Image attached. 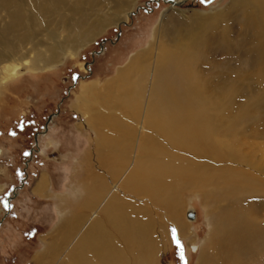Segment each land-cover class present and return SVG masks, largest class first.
I'll return each instance as SVG.
<instances>
[{
    "label": "rangeland",
    "instance_id": "obj_1",
    "mask_svg": "<svg viewBox=\"0 0 264 264\" xmlns=\"http://www.w3.org/2000/svg\"><path fill=\"white\" fill-rule=\"evenodd\" d=\"M89 35L96 36L78 44ZM164 51L175 63L177 122L207 123V141L187 146L148 123L150 113L168 114L158 97L161 67L170 61ZM141 53L147 55L134 79L144 91L135 106L123 108L116 98L107 105L103 86ZM187 58L185 92L178 67ZM90 84L101 88L100 98L83 112L79 98ZM133 113L139 116L128 131L135 141L119 185L134 170L139 146L150 142L159 161L177 167L176 213L127 195L162 226L167 242L155 264H264V0H0V264H39L57 252L64 217L81 203L85 163L92 159L104 172L98 131L120 129L94 118L125 122ZM42 179L48 191L39 194ZM90 226L83 223L60 248L57 264Z\"/></svg>",
    "mask_w": 264,
    "mask_h": 264
},
{
    "label": "bare ground",
    "instance_id": "obj_2",
    "mask_svg": "<svg viewBox=\"0 0 264 264\" xmlns=\"http://www.w3.org/2000/svg\"><path fill=\"white\" fill-rule=\"evenodd\" d=\"M177 3L178 2L176 1L173 5H176ZM109 24L110 22L106 23L107 26ZM95 36L96 35H93L92 37L91 35L88 37L85 36L86 38L84 40H80L78 44L89 41ZM166 52L164 51L161 55L165 62H167L166 60L170 61L168 64L165 63L161 67L158 94L161 93V97L166 101V105L164 106L168 107V114L164 112L165 114H161V116H163L159 117V115L150 113L148 123H151L153 127L157 126L156 130L159 128L171 138L174 137L176 140H186L187 146H193L197 142L200 143V141L203 140L207 141L209 135L208 133L205 134L207 123L204 124L201 121L199 124L200 127H192V122H187V119L184 123H180L182 122L180 120V122H177V116L174 114L175 109L173 108L175 106V99L177 98V86L175 84L172 85L170 82V75L174 72L175 63L174 60H171V55ZM146 55V53H141L132 58L127 67L121 70L116 75L114 80L109 81L106 86H103V91L107 94L108 98L106 101L107 105L109 102L113 101L114 98H116L114 100L121 102V106H123V108L131 109L130 106H133L136 103L137 99L144 91V83H138L134 79L135 73L137 70L143 69L142 65L144 64ZM189 66V59L187 58L182 62L181 66L178 67L179 73L181 77H183L182 80L185 84V92L188 90ZM99 93H101V88L97 84H90L86 86L79 98V109L83 112L89 111L91 104L94 102L93 100H95L96 103L99 102ZM159 96L160 94L158 97ZM114 105L116 104L114 103ZM190 106L192 107V104ZM160 107L158 108L160 109ZM127 111L130 112L129 110ZM133 115L134 116L131 117L134 118H131V120L130 116H128V119L127 117L121 115L124 119H126L125 122L122 119L118 122L113 118V120L110 119L109 116L107 117L100 114H98L96 119L94 118L96 124L101 127L120 124V129L116 130L117 132L114 134L107 133L105 131L107 129L102 131V128L98 131L99 136L97 135L96 145L98 149L97 152L101 156L99 162L102 167H104L102 170L104 171V174L101 172V174H98V172H96L97 169L95 171L91 164L92 159H89L85 163V176L83 180L79 182L81 203L74 214L69 212V214L64 217L65 222L62 227L63 233H61L63 236L62 242L60 243L61 247L59 246L57 249H54L53 247V250H56L57 252H53L54 254L52 255L44 256L40 263L38 262L39 264H57L56 260L59 257L58 252H61L60 248L65 247L66 249L68 243L71 242V238L76 235L82 224L88 220L91 226L88 228L87 232L76 241L77 244L73 247V250L68 255V258H65L64 261L60 262V264H155L156 258L165 248L164 246L167 242V240H165V236H163L164 234L162 233V226L159 222H157L158 220L155 221L154 217L148 216L149 214L146 215L145 211L143 212L138 211L137 208L135 209L134 207L136 206H133V203L127 198V195L129 196L130 193L146 196L155 204L161 203L162 205L167 206L169 208L168 213H171L170 211H173V209L176 213V195L178 193L175 181V171L177 167L173 161L171 163L159 161L158 156H161L160 149L157 148L155 143L150 142L144 146H139L140 157L137 164L135 163L136 165L134 170L127 174L125 179L119 185L117 181L118 177L123 173L125 165L128 164L127 162L132 153L131 147H133V141H135V134L132 131H128L129 128H132L128 122L131 124L136 121L139 116L137 113H133ZM195 116L197 115L195 114ZM53 117L56 116L53 115L50 120H52ZM184 118H187V116ZM189 140L193 143L189 144ZM163 159L165 160V158ZM101 161H106L107 164H102ZM101 165H99V167ZM47 188V180L42 179L40 184L36 187V192L39 194L44 193ZM105 199H107L106 202L104 201ZM101 201H104L105 204L103 207L104 209H102L98 216L97 207ZM141 208L143 207L141 206ZM190 211L195 212L191 209V207H189L188 213ZM193 220L195 219H192V221ZM177 225L180 227L178 229L181 234L186 231V228L182 225V223L178 222ZM53 244L54 242L50 246L52 247ZM191 249L195 252L198 251L196 246H192Z\"/></svg>",
    "mask_w": 264,
    "mask_h": 264
},
{
    "label": "water",
    "instance_id": "obj_3",
    "mask_svg": "<svg viewBox=\"0 0 264 264\" xmlns=\"http://www.w3.org/2000/svg\"><path fill=\"white\" fill-rule=\"evenodd\" d=\"M169 2H171V3H173V1H169ZM8 204H9V207H11V204H10V199H9V201H8ZM195 212H193V211H190L189 213H188V218L189 219H195ZM0 225H1V223H0Z\"/></svg>",
    "mask_w": 264,
    "mask_h": 264
},
{
    "label": "snow or ice",
    "instance_id": "obj_4",
    "mask_svg": "<svg viewBox=\"0 0 264 264\" xmlns=\"http://www.w3.org/2000/svg\"><path fill=\"white\" fill-rule=\"evenodd\" d=\"M177 243V247L181 249V258H183V247L182 245L179 243V241H176Z\"/></svg>",
    "mask_w": 264,
    "mask_h": 264
},
{
    "label": "crops",
    "instance_id": "obj_5",
    "mask_svg": "<svg viewBox=\"0 0 264 264\" xmlns=\"http://www.w3.org/2000/svg\"><path fill=\"white\" fill-rule=\"evenodd\" d=\"M47 191H48V188H47ZM37 196H39V197H43V196H40V195H38V194H36Z\"/></svg>",
    "mask_w": 264,
    "mask_h": 264
}]
</instances>
